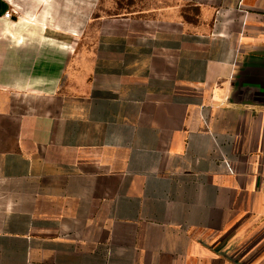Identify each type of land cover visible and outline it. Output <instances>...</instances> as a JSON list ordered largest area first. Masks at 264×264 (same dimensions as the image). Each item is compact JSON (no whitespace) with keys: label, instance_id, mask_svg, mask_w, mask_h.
I'll use <instances>...</instances> for the list:
<instances>
[{"label":"crops","instance_id":"crops-1","mask_svg":"<svg viewBox=\"0 0 264 264\" xmlns=\"http://www.w3.org/2000/svg\"><path fill=\"white\" fill-rule=\"evenodd\" d=\"M103 1L0 0V264H264V0Z\"/></svg>","mask_w":264,"mask_h":264},{"label":"rangeland","instance_id":"rangeland-1","mask_svg":"<svg viewBox=\"0 0 264 264\" xmlns=\"http://www.w3.org/2000/svg\"><path fill=\"white\" fill-rule=\"evenodd\" d=\"M155 4H163L165 6L166 4H171V2H151L148 0H104L100 11L104 13L119 12L122 11V8L120 7L129 6L132 8V13L138 14L139 12H144L145 9H153ZM185 13H187V9L185 10ZM195 13L197 12L195 11Z\"/></svg>","mask_w":264,"mask_h":264},{"label":"built area","instance_id":"built-area-1","mask_svg":"<svg viewBox=\"0 0 264 264\" xmlns=\"http://www.w3.org/2000/svg\"><path fill=\"white\" fill-rule=\"evenodd\" d=\"M11 15H12V13H11V12H7V13L5 14V17H6V18H10V17H11Z\"/></svg>","mask_w":264,"mask_h":264}]
</instances>
